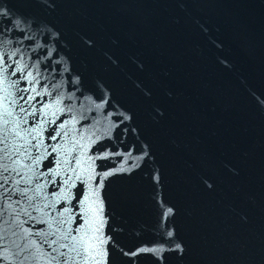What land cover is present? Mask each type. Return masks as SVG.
Instances as JSON below:
<instances>
[{
  "label": "water",
  "instance_id": "1",
  "mask_svg": "<svg viewBox=\"0 0 264 264\" xmlns=\"http://www.w3.org/2000/svg\"><path fill=\"white\" fill-rule=\"evenodd\" d=\"M5 110L38 264H264V0H0Z\"/></svg>",
  "mask_w": 264,
  "mask_h": 264
},
{
  "label": "snow or ice",
  "instance_id": "2",
  "mask_svg": "<svg viewBox=\"0 0 264 264\" xmlns=\"http://www.w3.org/2000/svg\"><path fill=\"white\" fill-rule=\"evenodd\" d=\"M22 140L20 124L12 118V113L7 110L0 112V244L6 237L12 239L18 250L25 253L20 264H38L39 248L36 241L31 239V230L25 229L24 224L36 220L32 213L38 209L37 201L42 186L33 185L32 169L24 163L29 158V149L26 146L29 142L21 143ZM57 232L59 229L56 232L41 231L37 236L44 243H48L49 236L54 237L49 247L58 255L67 257L63 264H74L72 253L80 255L76 246L78 242L72 237L73 243H64L63 241L69 239V234L57 235ZM15 238L24 239V245L17 244ZM53 245L57 247H52ZM60 248H67L68 252H60ZM28 249L35 251L28 252ZM52 259L60 264L57 257Z\"/></svg>",
  "mask_w": 264,
  "mask_h": 264
}]
</instances>
